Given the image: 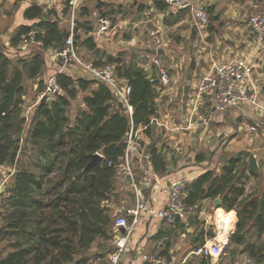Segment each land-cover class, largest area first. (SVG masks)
Listing matches in <instances>:
<instances>
[{"label": "crops", "instance_id": "0c3cea01", "mask_svg": "<svg viewBox=\"0 0 264 264\" xmlns=\"http://www.w3.org/2000/svg\"><path fill=\"white\" fill-rule=\"evenodd\" d=\"M52 1L0 0V51L3 54L10 52L14 55H28L32 48L36 47L38 50L36 54L44 55V60L48 62L47 67H53V75L49 81L54 80L55 75L60 72L91 78L78 68L65 70L52 58L53 49H44L37 41L30 44L26 51L16 49L19 41L12 44V39L20 26H29L36 22L37 19H28L24 16V11L33 6L41 9L43 20H56L61 28L66 30L71 28L69 15L72 13L70 11L64 14L65 0H62L60 10L48 6ZM189 1L193 6H205L210 20L208 28L200 30L189 9L174 10L160 0H91L86 13L78 15L77 20L91 24L92 31L87 35L82 34V41L91 36L95 49H89L80 41L79 47L76 46L77 50H81L79 57L82 59L81 56L84 58L86 56L87 60L91 61L89 63L101 64L108 60V56H116L125 64L140 67L148 76L156 74V66L152 60L157 58L170 75L169 86L156 83L155 114L150 118L149 133L143 126L136 128L143 144V152L141 156L132 160L133 173L137 179L142 176L157 179L155 188L142 187L149 208L157 210L167 206L166 189L173 180L182 179L185 184H189L206 171L220 173L230 158L235 159L238 152L244 151L253 155L256 173L250 171L247 156L236 159L240 162L237 171L246 176L243 197L249 200L257 199L258 214L264 200V38L258 42L247 21L250 16L264 12V0ZM99 2L108 5L109 10L112 9L113 13L108 19L114 23L108 31L98 36L96 30L100 19V11L97 8ZM60 19L62 22L58 21ZM22 36L24 35H21L19 40ZM194 40H197L195 48ZM33 55L34 53L30 57ZM193 58L195 64L191 72L188 99L184 102V97L178 100L177 88L172 85L179 81L186 64L187 78ZM236 59H245L248 62L250 81L257 91V102L262 109L243 103L214 111L207 99H197V88L207 74L211 62L225 63ZM91 88L94 89L95 85ZM86 94L88 92H79L81 100L77 102H80L78 105L80 110L84 108L82 97ZM114 98L117 99L115 96ZM178 107L180 114L177 122ZM193 109L194 127L187 129L185 127ZM207 116L210 118L204 122L203 119ZM197 131L199 134L195 138ZM236 138L245 143L248 149L232 152L230 148H227L228 150L219 148L224 146L227 139L233 144L232 141ZM152 145L160 151L166 161V173L162 176L154 172L149 159L148 150ZM186 149L189 150L188 154L185 153ZM198 156L202 158L199 160ZM114 197L120 204L125 203L127 199L131 202L129 206L113 209L115 220L135 202L132 186L119 172L115 174ZM217 199L221 200L219 197L204 199L197 207L186 208L184 216L175 218L179 219L177 222L175 220L168 222L142 213L133 226L126 251L118 264H140L139 256L144 252L160 254L165 264H221L219 258L208 260L205 256L194 253L205 241L214 238L223 237L228 246V238L237 218L234 210L230 212L231 217L221 207V201L216 204ZM215 204L217 208H214ZM219 220L223 222V229ZM252 224L253 220L250 219L247 241H263L264 234L259 239L256 238ZM112 230L114 235L110 245L113 248L115 239L122 231L114 228ZM229 246L236 252V257L229 264H237L241 257L250 262L243 253V246H236L233 243Z\"/></svg>", "mask_w": 264, "mask_h": 264}, {"label": "trees", "instance_id": "16d2710c", "mask_svg": "<svg viewBox=\"0 0 264 264\" xmlns=\"http://www.w3.org/2000/svg\"><path fill=\"white\" fill-rule=\"evenodd\" d=\"M70 1L65 0V14L71 11ZM97 8L100 18H108L113 13L102 2ZM85 13L83 9L80 15ZM24 16L37 20L19 27L12 39L13 45L21 35L32 33L34 41L44 49L62 47L69 30L61 28L56 20H43L38 6L26 9ZM91 31L89 22L76 18L72 31L74 46L82 41V34ZM82 42L89 49H95L91 36ZM75 49L78 55L76 46ZM105 63L114 65L118 79L130 86L128 104L133 127L145 126L149 133L157 95V82L155 79L150 82L149 78H156V74L148 76L140 67L125 64L116 56H108ZM19 64L21 67L0 51V166L17 165L10 184L2 192L0 237L13 242L11 250L0 256V264H91L90 253L97 250V244L109 243L114 235V218L108 205L114 198L113 164L123 154V138L130 127L126 106L114 98L113 90L105 83L60 72L54 81L61 94L39 102L26 116L23 79L24 76L35 79L43 68V60L34 54ZM38 88L43 89L42 82ZM79 92H88L82 97L84 108L70 121L67 107ZM96 153L101 158L86 169ZM148 153L154 172L164 175L163 155L153 145ZM239 163L230 158L220 173L206 171L186 184L183 203L189 209L204 199L219 197L221 207L228 214L234 210L237 218L228 246L231 243L243 246L248 259L254 264H264V239L247 241L250 219L255 237L259 239L264 234V200L256 214L257 199L243 197L246 176L237 171ZM227 248L224 247L221 256ZM108 249L102 251L107 255L113 248ZM234 252L230 251V255Z\"/></svg>", "mask_w": 264, "mask_h": 264}, {"label": "built area", "instance_id": "2783aa9c", "mask_svg": "<svg viewBox=\"0 0 264 264\" xmlns=\"http://www.w3.org/2000/svg\"><path fill=\"white\" fill-rule=\"evenodd\" d=\"M168 8L174 10L189 9L196 25L200 30L206 29L209 24V16L205 6H193L189 0H160ZM77 0H71V13L75 10ZM248 26L255 35L258 42L264 38V12L252 15L248 18ZM111 26L110 19L100 18L96 34L103 35ZM34 43L33 34L22 36L16 45V49L26 51L30 44ZM52 58L60 62L65 70L78 68L89 75L91 78L99 80L108 85L114 96L121 101L127 109L130 118V127L123 138L124 150L119 161L113 164L116 172L128 179L135 194V202L131 207L126 208L120 214L113 224L115 230L123 229L122 233L115 239L113 250L106 255L104 264H118L121 256L125 253L129 236L133 230V226L137 223L142 213L148 214L150 217L174 221L175 217H182L185 214V205L183 203L185 182L182 179H175L167 186L168 203L164 209L154 210L148 207L144 198L143 188H155L157 179L154 177L142 176L136 178L132 169V160L137 156H141L143 152V144L139 137L138 130L133 127L131 121V110L128 104V96L130 94V86L127 82L121 81L115 74L114 67L107 63L100 65H92L83 61L76 53L74 42L72 40V32L64 40L62 47L53 50ZM153 64L156 66V78H149L150 82L156 80L161 86L170 85V75L167 69L161 64L157 58H153ZM47 91L53 96L61 93L60 88L55 84L53 79L50 80ZM42 97V96H41ZM207 99L211 102L213 110L220 111L229 106L248 103L258 109H262L257 102V91L250 81V67L245 59L230 60L225 63L211 62L210 68L203 80L197 88V99ZM196 99V101H197ZM195 107V106H194ZM194 111L191 110L190 120L185 128L194 127ZM210 117L203 119L206 122ZM143 128H146L143 126ZM254 130V128H251ZM110 164V162H109ZM223 229V225H222ZM226 240L223 237L214 238L205 241L199 246L194 253L218 259L224 247ZM140 264H165L164 259L157 253H140Z\"/></svg>", "mask_w": 264, "mask_h": 264}, {"label": "rangeland", "instance_id": "374dc122", "mask_svg": "<svg viewBox=\"0 0 264 264\" xmlns=\"http://www.w3.org/2000/svg\"><path fill=\"white\" fill-rule=\"evenodd\" d=\"M90 1L91 0H77V2L75 4L74 12L71 15H69V22L71 23V28L69 29L70 32L73 31L74 22H75L76 18L78 17V15H80V12L83 9L86 10ZM48 6L50 8H56L57 10H60L62 7V0H53ZM58 21L62 22V19H60ZM110 22H111V24L114 23L113 21H110ZM72 40H73V36H72ZM79 44H80V41H78V43L75 46L79 47ZM80 51L81 50H79V49L77 50L79 56L81 55ZM36 52H38V50L36 47H34V48H32V52L28 55H18V54L14 55L13 53H10V52L9 53L6 52L5 55L14 64H16V66L21 67V64H19V62H22V61L26 62V61L30 60V58H31L30 56L33 53L36 54ZM43 56L44 55L41 54V58H43ZM81 57H82L83 61H86L88 63L91 62V61L87 60L86 56H85V58L83 56H81ZM47 65H48V62L46 60H44V58H43V68H42L41 72L39 73V75L35 79L27 78V76H24L23 87L25 89V92H24V99H23V112H24V115H26V116H29L31 114V112L35 108V105H37L40 100L45 98V100L48 101V100H50L49 98L53 97V95L51 93H49V91H47V87H48L49 82H50L49 79L53 75L52 74L53 67L52 66L47 67ZM187 68H188V65L186 64V69L184 70L183 75L179 78V81L177 83L175 82L174 85H172V87L175 86L177 88L176 92H177L178 100H180L181 98L184 97V86H185V81H186ZM40 82H42V85H43V89H41V90H39V88L37 86V84H40ZM40 96H42V97L39 100ZM80 100H81V98L79 95V97L72 100L70 102V105L67 107V116L70 119V121H72V118H74V116L80 110V107L78 106L80 102H77ZM180 104H181V101H180ZM177 111L178 112H176V113H177V122H178L179 114H180L179 107H178ZM232 142H233V144H230L229 140L227 139V142L226 141L224 142V146L219 147V148L223 149V150L225 148H226L225 150H228L227 148H230V151H232V152L235 150H240V149H243V150L248 149V146L245 145V143H241L240 139H238V138H236V140H234ZM194 152L197 153L200 151H194ZM185 153L188 154L189 150L186 149ZM23 160H26V158H23ZM16 166H10L9 164H5V165L0 166V212L2 211V209H1L2 200H3L2 198H4L3 197L4 193H2V192L10 184L12 177H13V174L15 172ZM250 186H251V184H250ZM110 202H109L110 203L109 205H110L111 211L113 213V217H114V211H113L114 208L116 209V207L129 206L131 204L129 199H127V201L125 203L122 202L120 204L119 200H117V198H115V197L112 198V201L110 200ZM1 225H2V223L0 221V226ZM224 227L226 230V226H224ZM12 242H13V240H11V239H1V237H0V256L5 255L9 250H11L10 245L12 244ZM109 244H110V242L97 244V246H96L97 250H93L90 253V255H92V258H93L91 264H104L105 259H106V253H104V251H102V250L105 248H108V247L110 249L111 245H109ZM227 247H228L227 252H225V254H223L221 256V259L219 260V262L221 264H229L236 257V252H234L233 254L230 255V251H234V249L231 246H227ZM98 254H101V255L104 254V255L102 257H95ZM244 260H245V258L243 259V257H241L237 264H253L252 260H250V259H248V260H250V262L246 261V260L244 261Z\"/></svg>", "mask_w": 264, "mask_h": 264}, {"label": "water", "instance_id": "95a60500", "mask_svg": "<svg viewBox=\"0 0 264 264\" xmlns=\"http://www.w3.org/2000/svg\"><path fill=\"white\" fill-rule=\"evenodd\" d=\"M196 45H197V40H194V48L196 47ZM194 64H195V61H194V58H193L192 61H191V65H190V69H189V74H188V76L186 78V81H185V86H184V102H186L187 99H188V93H189L190 82H191V72L193 71ZM44 100H45V98L42 99V101H44ZM185 114H186V104L184 103L183 104V115H185ZM198 134H199V131H197L195 138L197 137ZM245 156H247L250 171L253 174L256 173V170H257L256 162H255V159H254V157H253L252 154H248L247 152L241 151V152H238L236 154L235 159H243V158H245ZM100 158H101V156L98 153L92 155V160L87 165L86 169H89V167H91ZM219 202H220V200L217 199L216 200V204L219 203ZM216 204H215L214 208H217ZM222 223L223 222L221 220H219V224L222 225ZM120 231H123V229L121 228Z\"/></svg>", "mask_w": 264, "mask_h": 264}]
</instances>
